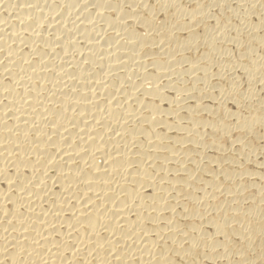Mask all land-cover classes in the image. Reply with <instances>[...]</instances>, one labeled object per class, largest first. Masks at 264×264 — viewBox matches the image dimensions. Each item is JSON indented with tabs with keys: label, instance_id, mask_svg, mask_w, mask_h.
Instances as JSON below:
<instances>
[{
	"label": "bare ground",
	"instance_id": "6f19581e",
	"mask_svg": "<svg viewBox=\"0 0 264 264\" xmlns=\"http://www.w3.org/2000/svg\"><path fill=\"white\" fill-rule=\"evenodd\" d=\"M0 264H264V0H0Z\"/></svg>",
	"mask_w": 264,
	"mask_h": 264
}]
</instances>
